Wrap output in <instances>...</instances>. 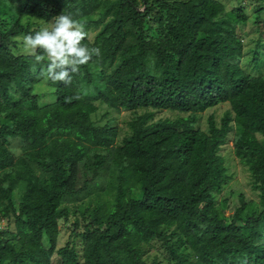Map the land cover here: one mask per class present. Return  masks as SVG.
I'll list each match as a JSON object with an SVG mask.
<instances>
[{
	"label": "trees",
	"instance_id": "trees-1",
	"mask_svg": "<svg viewBox=\"0 0 264 264\" xmlns=\"http://www.w3.org/2000/svg\"><path fill=\"white\" fill-rule=\"evenodd\" d=\"M61 12L96 30L84 43L101 53L69 85L42 78L47 60L16 39ZM247 20L220 0H0V264H163L142 257L151 241L167 264H264V77L245 69L264 55L244 56ZM95 102L134 113L121 140L94 123ZM225 102L203 130L199 114ZM230 133L258 200L226 213L214 193L231 178Z\"/></svg>",
	"mask_w": 264,
	"mask_h": 264
},
{
	"label": "rangeland",
	"instance_id": "rangeland-1",
	"mask_svg": "<svg viewBox=\"0 0 264 264\" xmlns=\"http://www.w3.org/2000/svg\"><path fill=\"white\" fill-rule=\"evenodd\" d=\"M225 5V9L228 11L235 6L240 7L245 14L248 16V20L245 24L238 26V35L240 36L243 49L245 50L246 57L251 55L253 49L258 45L259 55H264V0H220ZM261 7L259 11L258 8ZM142 9V7L140 8ZM259 11V12H258ZM32 22L38 23L39 27L51 26V22H43L37 19H30ZM259 21V23H257ZM88 38L93 39V36L96 30L87 29ZM23 35H19L16 39L20 41V50L19 52H24L22 41L19 39ZM245 69L251 73H257L264 77V64L259 67V70L255 71L251 65L245 66ZM36 91L39 93H44L42 101H52L54 96L51 94V87L47 84L46 80H43L40 84L37 85ZM98 109L91 115L92 120L95 124L102 125L106 122H111L117 125L119 136L118 140H121L122 136L127 134L129 131L128 121L133 117L134 113L128 110H115L107 107L105 104L95 102ZM229 103H221L212 108L206 109L204 112L199 114V125L203 130H207L208 127V118L213 116L216 124L219 125L221 118L226 111H229ZM144 110H139L142 112ZM175 112L170 110L165 111H155V119L164 118V117H174ZM232 133L228 135L227 142L222 145L220 149V155L224 157V164L227 167L228 173L231 175L229 181L223 186L222 190L219 193H214L215 201L217 206L221 210H227L226 213L233 211L234 207L240 204L239 196L243 194L247 200L257 201V193L251 187V179L249 172L246 167L242 165L237 157H235L232 147ZM15 150L17 151L18 146L16 143H12ZM11 145V146H12ZM225 201V203H224ZM225 204L226 208L223 206ZM72 220V217H71ZM6 221L0 220V227H4ZM72 226L70 221L60 222V233L58 237V247L64 246L67 243L70 244V235L72 234ZM142 257L151 261L154 259L162 261L163 264H167V260L163 257V247L160 246V243L157 241H151L149 245H142ZM56 256L54 257V260Z\"/></svg>",
	"mask_w": 264,
	"mask_h": 264
},
{
	"label": "clouds",
	"instance_id": "clouds-1",
	"mask_svg": "<svg viewBox=\"0 0 264 264\" xmlns=\"http://www.w3.org/2000/svg\"><path fill=\"white\" fill-rule=\"evenodd\" d=\"M87 37L83 22L74 18L72 13L61 12L54 16L50 27H42L34 34L23 35L19 39L23 50L33 57L35 63L43 64L47 60L39 73L42 78L69 85L73 74L78 73L82 65L101 54L98 47L84 43ZM80 98L76 95L68 99L71 102Z\"/></svg>",
	"mask_w": 264,
	"mask_h": 264
}]
</instances>
